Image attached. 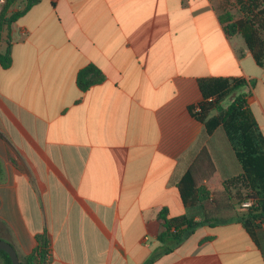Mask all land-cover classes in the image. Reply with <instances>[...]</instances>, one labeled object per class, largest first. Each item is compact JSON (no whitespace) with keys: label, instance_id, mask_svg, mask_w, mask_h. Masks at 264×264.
Instances as JSON below:
<instances>
[{"label":"crops","instance_id":"crops-1","mask_svg":"<svg viewBox=\"0 0 264 264\" xmlns=\"http://www.w3.org/2000/svg\"><path fill=\"white\" fill-rule=\"evenodd\" d=\"M224 2L38 0L3 30L0 239L21 262L46 234V264H264V227L251 235L238 210L161 236L162 213L203 218L178 188L203 147L210 190L243 172L223 126L209 134L191 112L200 80L243 79L264 135V66L226 30ZM91 64L104 77L82 91Z\"/></svg>","mask_w":264,"mask_h":264},{"label":"trees","instance_id":"trees-1","mask_svg":"<svg viewBox=\"0 0 264 264\" xmlns=\"http://www.w3.org/2000/svg\"><path fill=\"white\" fill-rule=\"evenodd\" d=\"M17 0H8L0 15V43L2 32L15 22L22 14L38 0H26L23 9L9 14V8ZM236 3V4H235ZM230 5H237L240 13L236 17ZM222 21L226 24L229 34H241L256 61L264 66V0H225L223 3ZM12 62L10 48L0 53V63L8 67ZM102 71L91 64L82 68L77 75V84L82 91H86L93 84L103 79ZM245 81L241 78L212 77L200 80L203 99L199 103L200 111L194 116L203 122L209 134L222 125L242 164L243 172L236 178L224 182L221 186L210 190L201 184L216 173V167L207 147H203L186 173L178 183L183 204L187 208H200L203 218L196 221L186 215L164 219V231L161 236H173L181 240L192 233L199 224H213L225 219L216 218L222 213L237 210L243 201L253 200V205L245 212H238L236 219L241 221L246 229L254 236L256 222L264 220V135L260 131L257 120L248 106V94L241 89ZM233 95L229 105L224 108L220 102L227 96ZM217 109L218 114L210 116L212 110ZM236 200V201H235ZM238 203V204H237ZM242 207V206H241ZM244 209V208H242ZM38 247L21 264H46L48 261L49 241L46 234L37 237ZM3 264H12L7 252L0 249Z\"/></svg>","mask_w":264,"mask_h":264},{"label":"rangeland","instance_id":"rangeland-1","mask_svg":"<svg viewBox=\"0 0 264 264\" xmlns=\"http://www.w3.org/2000/svg\"><path fill=\"white\" fill-rule=\"evenodd\" d=\"M231 2H233V1H231ZM235 2H236V0H235ZM25 3H26V0H17V1H16V2H15V3L9 8V12H10V10H13V9H11V8H14V7H16V8H18V9L23 8V7L25 6ZM235 4H236V3H235ZM229 10H231V12H232L236 17H239V16L242 15V14L240 13V11H239L237 5H230V6H229ZM232 97H233V95H230V96H227L225 99H223V100L220 102L221 106H223L224 108H226V107L228 106L229 102L231 101ZM235 201H236V200H235ZM237 204H238V203H237ZM190 209L193 210L194 208H190ZM237 210H238V211H242V212H245V211H246V209H242V207H241L240 205L237 206ZM201 216L203 217L202 214H201ZM228 217H230L229 212H227V213H222V214L218 215L216 218H218V219H220V218L225 219V218H228ZM0 264H3L2 261H0Z\"/></svg>","mask_w":264,"mask_h":264},{"label":"water","instance_id":"water-1","mask_svg":"<svg viewBox=\"0 0 264 264\" xmlns=\"http://www.w3.org/2000/svg\"><path fill=\"white\" fill-rule=\"evenodd\" d=\"M0 249L8 253L11 258L12 264H21L18 253L11 243L0 239Z\"/></svg>","mask_w":264,"mask_h":264},{"label":"built area","instance_id":"built-area-1","mask_svg":"<svg viewBox=\"0 0 264 264\" xmlns=\"http://www.w3.org/2000/svg\"><path fill=\"white\" fill-rule=\"evenodd\" d=\"M7 1H8V0H0V15H1V13H2L4 7H5L6 3H7ZM200 110H201V109H200V106L198 105L197 108H196V111H200ZM253 203H254L253 200H247V201H243L242 204H241V206H242V208L247 209V208H249L250 206H252ZM258 223H260L261 226L264 227V220H262V221H258ZM50 253H51V252H50V250H49L48 255H47L48 260H49V258H50Z\"/></svg>","mask_w":264,"mask_h":264}]
</instances>
